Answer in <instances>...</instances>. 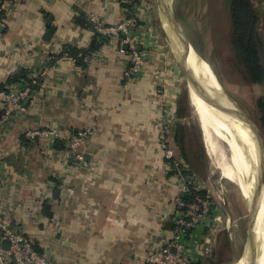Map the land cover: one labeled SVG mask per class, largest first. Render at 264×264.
I'll use <instances>...</instances> for the list:
<instances>
[{
	"label": "crops",
	"instance_id": "obj_1",
	"mask_svg": "<svg viewBox=\"0 0 264 264\" xmlns=\"http://www.w3.org/2000/svg\"><path fill=\"white\" fill-rule=\"evenodd\" d=\"M255 1L264 42V0ZM0 9V85L34 88L29 111L0 123V213L12 216L35 248L59 264H149L147 255L172 237L176 197L189 193L177 185L162 148L163 123L171 121L175 133L181 122L185 151H176L188 166V187L204 192L218 214L216 223L194 228L188 248L197 264H235L245 203L215 166L199 128L196 143L189 116L179 117L182 71L146 2L128 8L121 0H11ZM127 17L135 19L143 54L138 75L125 76L130 57L118 37L88 55L87 67L59 56L68 43L88 47L97 22ZM48 25L56 30L46 41ZM24 72L27 78L8 83ZM46 128L66 136L93 128L82 145L87 163L69 151L65 138L26 135ZM57 139L66 146L56 147Z\"/></svg>",
	"mask_w": 264,
	"mask_h": 264
},
{
	"label": "built area",
	"instance_id": "obj_2",
	"mask_svg": "<svg viewBox=\"0 0 264 264\" xmlns=\"http://www.w3.org/2000/svg\"><path fill=\"white\" fill-rule=\"evenodd\" d=\"M134 25L135 19L133 17H127L123 21L109 25L97 22L99 33L118 37L127 45L131 56L130 67L126 71L128 76L138 75L142 71L144 62L143 54L139 50L133 35ZM33 90L31 84H26L17 90H0L2 107L0 123L9 122L16 114H26L29 111V101L33 96ZM93 132V128H87L66 136L58 128H46L28 130L26 135L31 138L37 135L65 138L69 151L78 160L86 164L85 151L82 149V145ZM162 148L164 158L173 168L177 185L192 192V189L188 187L191 184V179L186 175L189 172L188 166L181 160L174 147L171 121L163 123ZM221 200L225 201L223 198ZM175 201L178 212L172 217V237L164 247L147 255L146 261L149 264H197L188 248V239L196 226L211 225L212 222L216 223L218 220V214L214 210L215 204L208 196L196 195L192 200H185L183 197L177 196ZM5 240L9 243L8 248L3 244ZM0 261L2 264H59L47 255L40 253L33 243L16 228L13 217L6 213H0Z\"/></svg>",
	"mask_w": 264,
	"mask_h": 264
},
{
	"label": "bare ground",
	"instance_id": "obj_3",
	"mask_svg": "<svg viewBox=\"0 0 264 264\" xmlns=\"http://www.w3.org/2000/svg\"><path fill=\"white\" fill-rule=\"evenodd\" d=\"M165 19L169 25L170 41L176 42L174 50L184 55L188 65L208 88L219 89L224 94L213 96L194 81L187 80L191 105L198 116L206 149L222 176L239 186L243 200L248 202L251 210L246 255L235 264H249L255 250L257 254L254 264H264V190L256 202L254 195L260 159L254 135L233 109V103L226 97L210 63L189 42L185 29H180L178 38L173 31L172 20L167 16Z\"/></svg>",
	"mask_w": 264,
	"mask_h": 264
},
{
	"label": "rangeland",
	"instance_id": "obj_4",
	"mask_svg": "<svg viewBox=\"0 0 264 264\" xmlns=\"http://www.w3.org/2000/svg\"><path fill=\"white\" fill-rule=\"evenodd\" d=\"M146 6L151 11L150 19L152 18L156 27L164 38V45L166 49L170 51L176 49L175 40L170 41L168 30V21L163 19L160 12V5L158 0H144ZM171 8L185 29L188 37L190 38L193 46L197 52L210 63L213 71L216 73L224 92L235 103H237L250 117V119L259 128L263 141L264 132L262 129L264 120L262 119V111L259 105L260 99L264 100V82L260 85L252 83L248 77L247 72L244 69V65L241 63L237 56V52L232 44V31L230 23L229 5L226 0H169ZM160 40V39H159ZM170 41V43L166 41ZM176 51L173 52L177 59ZM173 56V55H172ZM174 57V56H173ZM178 60V59H177ZM179 64V63H178ZM180 70L183 76V94L187 97L190 96L188 90V78L185 71L179 64ZM263 86V88L261 87ZM189 101L190 97H189ZM192 107V113H190L189 121L191 123L192 130L194 129V137L196 141V129H200V122L198 116ZM202 136V134H201ZM200 140L199 138V142ZM197 143V141H196ZM195 143V144H196ZM233 188L235 189V198L243 200L242 191L239 186L231 181ZM244 201V200H243ZM245 203V201H244ZM245 213L242 223V246L239 247V256L243 258L246 255L248 248L247 230L249 227L250 210L248 208V202L244 204ZM239 258V257H238ZM240 258V259H241ZM239 259V260H240ZM238 260V261H239Z\"/></svg>",
	"mask_w": 264,
	"mask_h": 264
},
{
	"label": "trees",
	"instance_id": "obj_5",
	"mask_svg": "<svg viewBox=\"0 0 264 264\" xmlns=\"http://www.w3.org/2000/svg\"><path fill=\"white\" fill-rule=\"evenodd\" d=\"M123 5L128 8H132L134 5H140L143 0H121ZM11 2V0H0V4ZM229 5L230 23L232 31V44L237 52V56L241 63L244 65V69L247 72V77L252 83L261 84L264 82V58L263 49L264 42L258 28L259 13L256 7L255 0H226ZM5 11L0 9V22L4 20ZM82 21H88L85 15L79 17ZM106 24V23H105ZM109 25V24H106ZM56 28L54 25H48L44 38L46 41L51 40ZM98 32V31H97ZM95 31L91 44L88 47H79L72 44L63 45L62 51L59 54L60 57L67 55L74 58L82 67H87L86 57L92 55L96 50L101 48L104 44L110 41V36ZM121 40V39H120ZM128 57L131 56L129 50H127ZM130 67L128 64L127 69ZM126 77L128 75H125ZM27 78L26 72L24 74L14 75L8 81V83L17 81L20 78ZM130 77V76H128ZM5 86L0 85V90H4ZM188 97L186 94H182L180 97L178 113L180 118H185L190 114V108L188 106ZM259 105L262 111V119L264 120V100L260 99ZM2 112H0L1 118ZM180 124V125H179ZM182 123H178V129L174 130V147L181 152L185 151V135L182 134ZM264 129V123L262 126ZM182 128V129H181ZM264 132V130H263ZM74 133V132H73ZM72 133L67 135H71ZM24 140L28 141V137L24 135ZM56 147L63 148L66 145V140L57 139ZM188 173V172H187ZM196 195L207 196L204 192L192 190L187 193L183 198L185 200H192ZM49 204H46L44 211L48 214Z\"/></svg>",
	"mask_w": 264,
	"mask_h": 264
},
{
	"label": "water",
	"instance_id": "obj_6",
	"mask_svg": "<svg viewBox=\"0 0 264 264\" xmlns=\"http://www.w3.org/2000/svg\"><path fill=\"white\" fill-rule=\"evenodd\" d=\"M159 1V5H160V12L162 14V17L164 19V16L166 18V16L168 18H170V20H172V23L174 25V30L176 34V36H178L179 38V31L181 28H183L182 24L178 21V19L176 18L171 5H170V1L169 0H158ZM184 29V28H183ZM189 42L191 41L190 38L188 37ZM168 42L170 43V41L168 40ZM192 43V42H191ZM171 45V43H170ZM175 52V54L177 55V59L179 64L181 65V67L183 68V70L185 71L186 77L189 80L194 81V83H196L200 88L208 91L211 95L213 96H219V95H223L222 91H219V89H210L208 88V86L206 85V83H204V81L202 79H200L198 77V75H196V73L191 69L190 65H188L184 55L182 53H180L179 50H173V52ZM177 51L178 54H177ZM218 90V91H215ZM222 93V94H221ZM226 97H228L226 95ZM231 101L232 107L233 109L238 113V115L246 122V124L248 125V127L250 128V130L252 131L255 141H256V147H257V151H258V155H259V159H260V163H259V169H258V179L256 181V189H255V200L256 202L258 201V199L261 197L263 190H264V141H263V137L262 134L259 130V128L257 127V125L250 119V117L248 116V114L237 104L235 103L230 97H228ZM250 210V208H249ZM250 219H251V210H250ZM4 246L6 248L9 247V243L7 240H5L4 242ZM255 255L253 254L252 258L250 259L249 264H254V262L256 261V254H257V250H255Z\"/></svg>",
	"mask_w": 264,
	"mask_h": 264
}]
</instances>
